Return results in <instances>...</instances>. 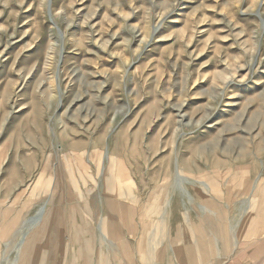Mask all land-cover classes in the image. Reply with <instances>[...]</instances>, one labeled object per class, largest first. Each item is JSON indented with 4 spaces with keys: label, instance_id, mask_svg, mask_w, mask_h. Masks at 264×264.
<instances>
[{
    "label": "rangeland",
    "instance_id": "374dc122",
    "mask_svg": "<svg viewBox=\"0 0 264 264\" xmlns=\"http://www.w3.org/2000/svg\"><path fill=\"white\" fill-rule=\"evenodd\" d=\"M263 225L264 0H0V264H264Z\"/></svg>",
    "mask_w": 264,
    "mask_h": 264
},
{
    "label": "bare ground",
    "instance_id": "6f19581e",
    "mask_svg": "<svg viewBox=\"0 0 264 264\" xmlns=\"http://www.w3.org/2000/svg\"><path fill=\"white\" fill-rule=\"evenodd\" d=\"M262 220V219H261ZM257 226V225H256ZM264 226V225H263ZM244 231H246V234H247V230H244Z\"/></svg>",
    "mask_w": 264,
    "mask_h": 264
}]
</instances>
